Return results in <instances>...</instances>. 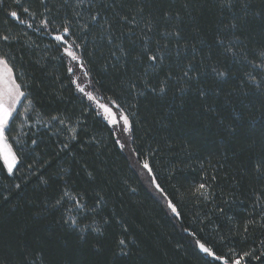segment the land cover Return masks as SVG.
I'll list each match as a JSON object with an SVG mask.
<instances>
[{"label": "trees", "instance_id": "trees-1", "mask_svg": "<svg viewBox=\"0 0 264 264\" xmlns=\"http://www.w3.org/2000/svg\"><path fill=\"white\" fill-rule=\"evenodd\" d=\"M244 2L247 15L239 0L231 10L221 9L219 0H122L115 11L89 7L87 0L79 7L76 0H0V36L9 37L0 39V56L26 94L6 129L18 160L13 171L0 151V264H224L200 244L229 264L245 252L251 256L241 264H264V165L256 167L264 160V91L249 84L246 95H230L240 91L246 73L264 81V71L216 44L231 41L260 62L264 0ZM97 10L112 24V45L91 21ZM116 13L134 14L137 24ZM233 19L237 28L225 31ZM65 26L67 45L53 39ZM175 31L179 37L164 35ZM141 35L151 37L153 48L167 45L155 68ZM121 43L127 56L117 50ZM69 45L92 90L128 115L130 150L79 91L74 70L68 71ZM189 62L204 75L186 93L175 80L167 94L139 86L147 79L155 87ZM217 64L229 73L223 80L211 72ZM234 122L235 134L227 135L224 125ZM144 162L167 201L151 185Z\"/></svg>", "mask_w": 264, "mask_h": 264}, {"label": "snow or ice", "instance_id": "snow-or-ice-1", "mask_svg": "<svg viewBox=\"0 0 264 264\" xmlns=\"http://www.w3.org/2000/svg\"><path fill=\"white\" fill-rule=\"evenodd\" d=\"M16 2L19 3V0H16ZM85 2H86V0H76L77 7L85 4ZM87 2H88L89 7H91L93 4H99L101 8H111L113 11H115L117 4H120L121 7L124 6L122 3V0H87ZM236 2H237V0H219V6L221 9L231 10ZM239 2L241 4V10L245 12V15H247L246 10L248 9L249 4L244 2V0H239ZM21 7H22V5H21ZM23 12L27 13V12H29V9L23 8ZM10 15L13 18H16L17 20L20 19L19 15L16 11H11ZM33 15H34V13H33ZM77 15H79V13H77ZM116 15L119 16V18L122 22L127 23L130 26H134L137 24L136 16L134 14L131 16V19L129 18V15H120L119 13H116ZM90 18H91L92 22L99 24V26L105 30V32L107 33L105 38L108 40L109 44L110 45L114 44L115 43L114 38L111 34L112 24L109 22L108 16H106V15L102 16L101 12L99 10H97L93 14H91ZM101 20L103 21V23H100ZM20 23H28V21L20 20ZM41 23L46 26L49 23V21L47 20V18H45L44 20L41 21ZM31 26L32 25L29 23V27H31ZM145 27H146L148 32L152 31V25L151 24H147ZM84 28L87 29L88 25L85 24ZM236 28H237V24L235 22V19H233L229 25L225 26L224 30L225 31H228L229 29L235 30ZM37 31H39V29H37ZM64 34H70V28L68 26L63 27L62 33L54 35L53 39L61 42L64 45H67L68 41L64 38ZM127 35L129 37H131V36L135 35V33L130 31V32H128ZM164 35L166 37H168V36L179 37L180 33L178 31L171 32V33L165 32ZM0 39H3L4 41H8L9 37H8V35H3V36H0ZM141 40L143 41V44L141 45V47L144 51V54L148 56V60L151 64V66L153 68H155L160 62H162L164 60L165 52L163 50L167 48V45L166 44H163V45L157 44L155 48L151 47L150 45L152 44V39L148 35H141ZM216 44H218L223 49L224 54L230 53L234 58H236L238 56L242 57L254 69H260L261 71H264V49H259L256 51L255 55H256L257 59L260 61L259 63H257L255 60H248L247 54L242 49L237 51L235 46L233 45V43L231 41H228L226 43L223 39H218L216 41ZM69 47H71V45H69ZM116 47H117V50L120 53H123L124 56H127L129 54L128 50H126L124 48L122 43L120 45H117ZM65 51L67 52V48L65 49ZM196 52H197V49L195 47H193L192 48L193 55H195ZM68 54L70 56H72L73 60L78 59L75 52H69ZM115 54L116 53L114 52L113 55H115ZM177 55H179V47L178 46H177ZM136 59H139V57H136ZM0 63H3L6 66L7 73H8V78L5 82L6 86H7L6 100L0 99V135H2L5 126L9 122V119L13 117V112L15 110L14 106L16 104H19L20 98L25 97L26 94H25V92L21 91V85L18 83H15L14 79L12 78V69L10 67H7V64H8L7 58L0 56ZM200 64L203 65V59H201ZM78 66L83 68L84 67L83 62H81ZM68 71L72 72L73 69L70 67L68 69ZM211 72L217 78H219L221 80L225 79L229 75V73L226 70H223L220 68L219 64L211 66ZM84 75L87 76V71H85ZM145 75H147V72L145 73ZM203 75H204V73H201L198 71L197 65L195 63L189 62L185 65L183 71L179 75L172 76L171 73H167L165 75V77L163 79H161L158 84H156L155 87H153L152 83H150L147 79L142 80L139 86L145 87L146 89H150L152 92L158 91L161 94H167V90L170 87L169 81L175 80L176 83L178 85H180L179 91L183 94V93H186L187 91L190 90L191 84L193 81H195L197 84H199V81ZM249 84L254 85L257 90L264 91V81H258L257 77L255 75H253L252 73H246L245 79L242 81V83L240 85H238V88L240 89V91L237 92L236 90H233L230 93V95H232V96L246 95L248 92V87H246V85H249ZM137 86L138 85L135 83L130 85V87L132 89H136ZM93 87H94V85H93ZM78 88H79V91L84 92V87L78 86ZM197 92L202 98H205V99L207 98L206 90L203 87H198ZM220 94H221V90L216 89L215 95L219 96ZM86 95H88L89 98H91V99H95V97L92 95L91 92L86 93ZM108 99H109V104H111L113 107H115L117 112L120 113V117H121L122 122H123L120 131L121 132L129 131L130 132L132 129V124L129 121L128 115L124 114L123 110L121 109L120 104H118L115 100H112L111 98H108ZM99 106L101 108H103L105 110V112L109 113L112 116V123L113 124L119 123V121L116 118V114L112 112V108H110L107 104H100ZM25 111H27V109H25ZM133 115H134V113H133ZM60 123H63V121L61 120ZM221 123L223 124V121H221ZM224 131L227 135H230V136L234 135L236 132V123L234 122L233 124L224 125ZM70 138L75 139V129H73V135ZM33 143H35V141H33ZM117 143L120 144L121 147L125 146L123 143L120 142L119 139L117 140ZM65 147H66V145H65ZM8 155H11V161L8 162V170L11 172L12 168L15 164L16 157L14 154L11 153L10 149H9ZM8 155L5 156L6 161H8ZM262 165H264V160H261L260 163H258L256 165L257 169H260ZM144 167L145 168L149 167L147 162L144 163ZM149 171H151L150 168H149ZM17 187H19V185H17ZM157 187H159V185H157ZM204 187H205L204 185H200V187H199V189H197V191H200ZM74 200H75V198H74ZM76 202H77L78 207H81V208L83 207V205L78 204V201H76ZM57 204L58 205L61 204V201L58 200ZM173 210L175 211L174 206H173ZM70 222L72 224H76L75 219H71ZM245 230H247V229L245 228ZM82 231H83V229H82ZM96 231H100V229L97 228ZM120 243L123 244L124 241L121 240ZM199 246L201 249H203L204 252L212 255L216 260H222L224 262V264H229V258H226L225 256H216V254L214 252H212L209 248L205 247L204 244H200ZM247 256H251V253L245 252L243 254V257H247ZM243 257H240L239 259H235L233 261V264H241V260L243 259ZM256 258L259 259V257H256Z\"/></svg>", "mask_w": 264, "mask_h": 264}, {"label": "rangeland", "instance_id": "rangeland-1", "mask_svg": "<svg viewBox=\"0 0 264 264\" xmlns=\"http://www.w3.org/2000/svg\"><path fill=\"white\" fill-rule=\"evenodd\" d=\"M69 52H75V51L71 47H69L67 49V54ZM75 54H76V52H75ZM68 56L72 60V68L74 70V76H75V81H76L77 85L79 87H84V92H83L84 95H86V93H89V92L92 93V95L95 97V99L89 98L88 95H86V96L94 104V106L98 109V111L101 113V115L114 127L120 142L125 145L123 148L130 150V147H131V137H130L131 134H130V132L131 131L130 132L129 131H124V132L120 131L121 126L123 124L122 119L120 117V113L117 112L116 108L113 107L111 104H109L108 102L103 101V99L97 93H95L92 90V88L90 86V83H89V80H88V76L84 75V73H85L84 67L81 68V67L78 66L80 64V59H79L78 55L76 54V56L78 58L77 60H73L72 56H70L69 54H68ZM7 67H10V65L7 64ZM7 78H8V73H7L6 66L3 63H0V99H4V100H6V93H7V86H6V83H5ZM12 78L14 79L15 83H17L16 79H15V76H14L13 70H12ZM21 98H20V100H21ZM100 104H107L110 108H112V112L116 114V118L119 121V123L113 124L112 123V116L109 113L105 112V110L99 106ZM18 105L19 104H16L14 106L15 110L13 112V115L16 112V110L18 108ZM10 120H11V118L9 119V122H10ZM9 122L5 126L2 135H0V151H1V154H2V156H3V158H4L5 162H6L7 166H8V162L11 161V155H8L9 149L11 150V153L15 155V153H14V151H13V149H12V147H11L9 141L7 140V137H6V129H7L8 125H9ZM6 155H8V161H6V159H5ZM17 161L18 160H17V157H16V161H15V164H14V166L12 168V171L14 170V167L17 164ZM143 168L146 171V173L149 176V178L151 179L150 182H151V185L153 186V188L155 189V191H157V193H161L162 194L160 188L157 187L158 184L155 181V178L153 176L152 170L149 171L150 166L148 168H145L144 164H143ZM163 197H164V195H163ZM165 200H166V198H165Z\"/></svg>", "mask_w": 264, "mask_h": 264}]
</instances>
